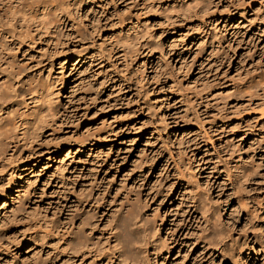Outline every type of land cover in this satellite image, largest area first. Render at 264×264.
Here are the masks:
<instances>
[{"label": "rangeland", "instance_id": "374dc122", "mask_svg": "<svg viewBox=\"0 0 264 264\" xmlns=\"http://www.w3.org/2000/svg\"><path fill=\"white\" fill-rule=\"evenodd\" d=\"M142 2L77 0L57 53L37 51L35 71L42 80L50 74L51 83L62 75L65 57L58 52L96 55L73 71L74 83L67 84L61 105L54 101L68 116L64 126L33 127L27 146L0 159V183L15 191L32 185L17 217L0 216L2 235L28 243L19 254L12 245L0 262L63 264L65 224L76 197L103 192L97 210L105 232L117 214L113 201L145 190L156 201L150 207L152 227L162 226L161 239L153 240L167 259L158 256L156 263L143 264H264V249L254 243L259 235L264 244V108L259 106L264 101V0H197L194 9L208 10L205 18L200 8L193 15L180 5L131 30ZM230 9L237 14L230 17ZM136 41L141 43L135 55L130 42ZM147 41L153 53L142 48ZM123 49H130L127 60ZM75 59L68 60L64 74ZM73 87L77 97L67 104ZM70 135L93 136L95 143L45 152L51 138ZM130 138L136 141L123 143ZM30 148L36 153L27 162L36 163L38 171L31 178L30 171L19 170ZM175 163L188 181L175 175ZM59 167L66 170L61 173ZM189 182L201 195L197 208L185 193Z\"/></svg>", "mask_w": 264, "mask_h": 264}, {"label": "bare ground", "instance_id": "6f19581e", "mask_svg": "<svg viewBox=\"0 0 264 264\" xmlns=\"http://www.w3.org/2000/svg\"><path fill=\"white\" fill-rule=\"evenodd\" d=\"M196 1L143 0V5L139 10L140 14H135L138 21H134V24H131V30H136L141 25L144 26L153 15L172 14L179 9L180 5H184L185 10L193 15H195L197 8H200L198 10L202 14H200L201 18H205L208 10H204L202 6H197L194 9ZM83 3L87 4L86 2ZM75 10H77V0H0V159L6 158L11 152L17 150L19 146H27L29 144L30 130H33V127L38 126V129H43V127L56 129V126L61 128L64 126L63 122L68 120L67 114L65 115L61 110H56L57 106H54V101H57V105H61L62 93L66 89L67 84L74 83L72 82L73 71L84 67V65H89L96 54L87 52L83 54L82 51L74 54L73 51L67 48L58 52L65 57L60 62L62 67L60 73L62 75L58 80L61 81L59 85H57L58 81L54 83L47 81L50 78V74L46 80H42L38 75V69L35 71V68L38 66V63L36 64L37 51L52 48V52L55 53L56 49L63 44L62 38L66 33L69 15ZM88 11L89 9L87 8V13ZM214 12L216 13L217 11L215 10ZM227 14L233 17L237 13L230 9ZM246 14L247 11H243L241 19H245ZM126 20L123 19L122 22ZM199 26L198 30L200 31L201 27ZM147 27L149 26L146 25L145 28ZM149 32L148 29L147 34ZM205 36L203 35V37ZM140 43L138 41L136 43L130 42L135 55L140 53L138 46ZM201 44H204V41ZM123 45L127 48L130 47L127 42ZM142 48L148 51L151 50L149 53L154 51V46L149 45L148 41L145 42ZM128 50L130 51V49L121 50L122 52L125 51L122 56L124 60H127L130 56ZM142 53L148 60L149 54H145L144 51ZM74 56H76V59L75 63L72 64L71 71L68 74H64L63 72L68 68V60ZM144 65L145 62H142L140 66ZM72 91L69 94L70 99H68L67 104L74 103V99L77 97L74 87ZM81 98L82 100L87 99L85 95ZM183 98L186 97L184 96ZM90 101L93 102L92 99ZM252 101L253 99L250 98V103ZM259 106L264 108V101L259 103ZM46 110L49 115L44 114ZM261 118H264V109L261 112ZM108 127L111 128V125ZM114 132L115 130L111 129V133ZM92 137L87 135L79 139L75 135L67 137L55 136L50 139L49 146H47L48 150L45 152L60 154L64 147H67L70 151V148L74 145L84 146L85 143H95L92 140L95 138ZM90 139L92 140L91 142L88 141ZM208 140H211V138H208ZM135 141V138H130L123 143L132 144ZM32 149L29 152L28 159L22 161L26 164L19 168L20 171H30L32 173L30 178L38 175V171L35 168L37 164L27 162L35 157L32 154L36 152ZM81 150L77 148V151ZM73 152L71 151V154ZM192 155L196 158L195 152ZM47 159L52 160V157ZM202 161L203 158L200 162ZM200 162L196 166H200ZM59 169L61 168L59 167ZM174 169H176L175 175L177 177L179 175L181 180L188 181L185 180L187 177L184 173L185 171L177 167V163L174 164ZM65 170L61 169V173ZM191 171L195 172L194 169ZM228 172L230 173V171ZM188 174L190 175L189 177H197L195 173L188 172ZM18 177L21 178L22 174ZM26 182H29V180H26ZM208 183L209 180L205 182L207 186ZM195 186L194 182H189L185 193L191 194L192 201L197 208V206H201L202 199L201 195L195 191ZM24 187V185L20 186L15 191L8 184L0 183V216L7 214L8 217H17L23 211L25 202L30 200L32 194V185ZM95 194L97 195L96 197ZM101 194L103 192L99 190V192L94 193V196L90 193H84L75 198L73 212L68 216L65 224L63 264H143L148 259L156 263L158 256H161L165 261L167 257L165 258L162 252H159L157 242L153 240L154 237L161 239L160 234L162 232V226L152 227L150 212L153 211L151 210L153 204L156 206L155 198L144 190L140 191L139 194L124 199L123 202L117 203L113 201L117 214L107 229L108 231L103 232L99 224L100 212L97 210L100 200L104 199L100 196ZM260 240V236L255 235L254 243H261V249L263 250L264 244ZM27 243V241L19 240L14 235L5 236L0 232V256L11 253L12 245L19 250L18 254L22 253V248ZM169 249L171 251V245ZM250 249L252 251L253 247ZM7 261V263L0 262V264H14L12 260ZM35 264L54 263L37 261Z\"/></svg>", "mask_w": 264, "mask_h": 264}]
</instances>
